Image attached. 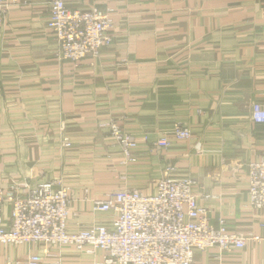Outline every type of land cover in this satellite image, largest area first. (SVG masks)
<instances>
[{"label": "crops", "instance_id": "obj_1", "mask_svg": "<svg viewBox=\"0 0 264 264\" xmlns=\"http://www.w3.org/2000/svg\"><path fill=\"white\" fill-rule=\"evenodd\" d=\"M49 1L9 0L0 23L2 187L24 192L61 178L72 232L111 227L112 213L93 210L91 200L122 186L152 194L172 166L171 176L193 180L212 225L264 235V208L249 205L246 173L264 157V123L251 118L254 103L264 106V0H65L115 9L112 43L78 62L57 55ZM109 119L136 138L135 161L123 163ZM175 124L190 138L176 139ZM162 136L166 148L155 146ZM34 254L37 264H101L104 252L0 244V264ZM192 264H264V242L195 251Z\"/></svg>", "mask_w": 264, "mask_h": 264}, {"label": "built area", "instance_id": "obj_2", "mask_svg": "<svg viewBox=\"0 0 264 264\" xmlns=\"http://www.w3.org/2000/svg\"><path fill=\"white\" fill-rule=\"evenodd\" d=\"M9 0H0V23L7 13ZM47 28L54 35L61 59L80 61L88 54L97 55L112 43L114 9L92 5L87 9L70 8L65 0H50ZM251 118L264 123V106L252 105ZM104 126L114 145L123 154V163L136 160L133 152L136 139L113 119ZM172 135L187 140L191 132L175 124ZM66 138L63 146L70 147ZM158 148L169 146L162 136ZM172 166L163 169L156 181V190L144 194L139 189L122 186L92 199L95 211L111 212V227L94 224L69 231L67 228L71 196L61 178L25 184L22 192L0 181V244H37L48 253L49 246H73L78 251L104 252L101 264H192L195 251L218 248V254L242 249L248 243L264 242V235L228 232L224 221L210 223L208 208L197 201L190 177H173ZM248 202L255 209L264 208V157L246 164ZM9 206V218L3 215ZM264 226V224H263ZM40 255L27 256L15 264H37ZM7 264H11L10 261Z\"/></svg>", "mask_w": 264, "mask_h": 264}, {"label": "rangeland", "instance_id": "obj_3", "mask_svg": "<svg viewBox=\"0 0 264 264\" xmlns=\"http://www.w3.org/2000/svg\"><path fill=\"white\" fill-rule=\"evenodd\" d=\"M112 9H114V8H112ZM114 13H115V9H114ZM100 52V51H99ZM99 54V53H98ZM97 54V55H98ZM92 55V54H91ZM84 58V57H83ZM72 61V60H71ZM110 120V119H109ZM114 120V119H113ZM115 121V120H114ZM116 122V121H115ZM119 125V124H118ZM120 126V125H119ZM121 127V126H120ZM122 128V127H121ZM64 138H67V137H64ZM160 138V137H159ZM68 139V138H67ZM136 139V138H135ZM63 140V139H62ZM64 141V140H63Z\"/></svg>", "mask_w": 264, "mask_h": 264}]
</instances>
